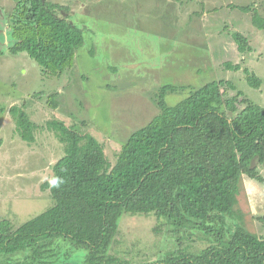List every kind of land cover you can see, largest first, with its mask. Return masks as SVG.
I'll use <instances>...</instances> for the list:
<instances>
[{
	"label": "rangeland",
	"instance_id": "374dc122",
	"mask_svg": "<svg viewBox=\"0 0 264 264\" xmlns=\"http://www.w3.org/2000/svg\"><path fill=\"white\" fill-rule=\"evenodd\" d=\"M47 1L66 7L69 13L58 14L84 34L73 68L54 78L43 76L26 53L10 52L16 2L0 0V104L5 109L0 116V221L8 219L17 228L54 203L46 183L64 146L48 130V121L62 120L90 132L114 164L127 139L158 114L151 95L164 85L196 88L227 80L264 107V30L253 26V12L240 10L250 6L264 18V0ZM236 32L250 40V52H238ZM225 63L241 69H226ZM245 69L261 79L259 89L248 84ZM188 95V89L168 94L166 102L174 106ZM50 97L58 103L56 109L49 105ZM12 106L39 127L34 143L19 136ZM260 173L264 178V166ZM237 208L240 224L264 238V184L244 176ZM236 227L237 222L226 219V239ZM215 244V236L200 227L174 230L154 213H123L106 254L128 264H147L174 252L199 254ZM56 254L59 262L90 264L89 250L65 239L58 240ZM27 255L11 256L10 263H21Z\"/></svg>",
	"mask_w": 264,
	"mask_h": 264
},
{
	"label": "trees",
	"instance_id": "16d2710c",
	"mask_svg": "<svg viewBox=\"0 0 264 264\" xmlns=\"http://www.w3.org/2000/svg\"><path fill=\"white\" fill-rule=\"evenodd\" d=\"M15 2L10 52L26 53L46 78L73 68L84 34L58 14L69 10L47 0ZM240 10L253 12V26L264 30V18L255 9ZM233 39L240 54L252 50L244 34L236 32ZM243 72L251 87H261L255 74ZM187 89V98L167 104L168 94ZM151 100L158 114L127 139L114 164L90 132H79L62 120L48 121V130L64 146L46 183L54 203L17 228L8 219L0 221V258H9L5 262L11 264V256L28 252L25 261L15 264H73L58 261L57 242L65 239L88 249L90 264H128L106 254L119 218L123 213H154L174 230L200 227L215 236L216 244L199 254L174 252L147 264H264V238L240 224L243 216L237 208L244 176L264 184V107L227 80L196 88L164 85ZM49 105L58 107L53 97ZM4 111L0 104V116ZM9 112L21 139L34 143L39 127L19 106ZM228 218L237 227L226 239Z\"/></svg>",
	"mask_w": 264,
	"mask_h": 264
}]
</instances>
